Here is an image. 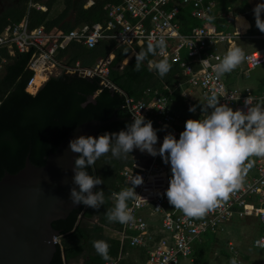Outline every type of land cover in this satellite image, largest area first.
Masks as SVG:
<instances>
[{
    "label": "built area",
    "instance_id": "2783aa9c",
    "mask_svg": "<svg viewBox=\"0 0 264 264\" xmlns=\"http://www.w3.org/2000/svg\"><path fill=\"white\" fill-rule=\"evenodd\" d=\"M105 1H108L109 7L106 22L95 23L92 27L81 25L69 32L60 28L47 30L44 26L32 28L28 11L19 22L10 23L0 34V70L16 53L32 52L27 68L33 71V75L26 88L31 94H36L51 77L62 73L87 78L98 77L103 86L116 89L108 78L114 59L112 54L99 59L93 66H83L79 60L63 64L62 61L66 58L58 59L61 50L73 40L83 42L89 48H94L101 39L106 38H113L120 45L133 46L147 42L148 36L164 35L167 47L162 54L158 52L156 58L162 59L167 56L170 63L178 64L188 76L191 88L199 89L204 98L213 90L223 89L227 96L221 97L220 103H228L234 110L245 111L247 107L244 100L247 97L253 102L264 99V90L261 95H256L250 87L230 88L222 77L217 78L212 71L219 58L230 48L220 50L219 46L224 44H234L245 51L246 60L243 64L247 73L260 66L264 68V33L259 31L255 35L239 28L219 29L213 22L215 0H121L120 3ZM95 2L96 0H88V5ZM187 6L190 7L191 17L202 23L184 32L179 15ZM32 7L47 10L45 5L36 4L31 0L29 9ZM221 16L226 25L232 24L235 20L229 10L224 11ZM248 38L259 39L261 45L246 50L238 44L240 40ZM196 63L200 66L199 69H195ZM38 76H44L40 84L37 83ZM151 93L152 96H149ZM173 93L174 90H171V94H166L148 89L146 97L136 99L126 95L125 98L124 106L131 120L133 115L141 112L146 120L153 119L154 128L168 126L157 132L159 145L169 132L175 133L178 139L185 127L180 115L172 108ZM182 94L185 97L189 96L186 90ZM230 96L233 100L228 99ZM151 157L148 165L143 166L142 163L135 162L123 171L128 182L134 177L142 176L143 183L135 186L137 197L129 201L133 220L123 224V228L118 231L121 241L128 240L133 248L145 250L147 255L145 264H180L183 258L193 256L195 245L202 241L204 235L224 231L226 225L235 218L258 219L261 233L254 239L253 244L264 253V157L250 158L251 168L256 171V176H245L240 189L230 194L227 201H222L217 208L200 219L188 218L169 204L165 192L171 177L170 165L165 164L159 155ZM144 158H147L146 154ZM247 163L248 161L245 162ZM146 209L161 217V229L167 235L158 237V234L150 230L149 221L144 213ZM54 242L57 245L61 244V237L55 236ZM228 246L237 264H249L232 242L228 243ZM107 264H125L122 247L118 256L111 258ZM260 264H264V257Z\"/></svg>",
    "mask_w": 264,
    "mask_h": 264
},
{
    "label": "trees",
    "instance_id": "16d2710c",
    "mask_svg": "<svg viewBox=\"0 0 264 264\" xmlns=\"http://www.w3.org/2000/svg\"><path fill=\"white\" fill-rule=\"evenodd\" d=\"M30 1L0 0V6H7L6 11L0 15V34L10 23L19 22L28 11L31 27L44 26L47 30L58 27L69 32L81 25L92 27L95 23L108 20L109 7L105 0H96L92 5H88V0H32L36 4L46 5L47 11L36 7L29 9ZM71 14H74V18L67 20ZM182 18L185 26L189 21L192 27L202 23L192 19L188 9ZM182 30L189 31L186 27ZM255 31L254 26L253 32ZM146 43L120 45L113 38H106L101 39L94 48H89L83 42L73 40L61 50L58 59L65 57L63 64L80 60L83 66H93L99 59L115 54L108 78L116 89L103 86L98 77L87 78L62 73L51 77L36 94H31L26 88L33 75V71L27 68L32 52L16 53L11 57L0 72V180L6 172L16 173L24 168L28 156L36 165H44L48 154L56 150L73 128L85 121L106 120L116 115L118 120L102 128L99 134L123 130L127 123L132 122L124 106L126 95L140 99L147 96L148 89L166 94H171V90H174V108L181 113L182 122L193 118L183 99H180L181 89H175L178 83L188 87V76L178 64L170 63L169 73L161 78L155 71L148 70L147 61L140 71H135V55L124 63L132 52H139ZM149 59L160 60L156 55L149 56ZM199 68L196 64L195 69ZM149 119L153 121L152 118ZM135 153L134 149L125 159L112 157L108 153L96 161L93 166L95 174L102 176L104 180V184L97 187L104 190L106 203L98 210L81 205L67 219L53 222V226L61 231V244L57 245L51 264H65V260L73 262L85 256H89L87 264H105L93 248L92 242L95 240H105L109 244L111 258L118 256L121 247L124 251L121 240L108 234L110 228L120 230L123 224L109 222L106 212L114 206L113 193L127 186L121 172L135 163ZM95 216H98V222L92 221ZM143 253L145 254V250ZM195 261L196 264H204L199 257Z\"/></svg>",
    "mask_w": 264,
    "mask_h": 264
},
{
    "label": "clouds",
    "instance_id": "9594fccd",
    "mask_svg": "<svg viewBox=\"0 0 264 264\" xmlns=\"http://www.w3.org/2000/svg\"><path fill=\"white\" fill-rule=\"evenodd\" d=\"M253 14L256 28L264 33V0L255 5ZM235 19L239 29L251 26L239 15ZM146 39V46L135 53L134 70L140 71L147 61L148 70L163 78L171 69L168 57L153 61L149 56L163 53L167 47L166 38L160 35ZM245 60L246 53L241 47H230L212 71L220 78L233 72ZM225 96L227 93L223 89L211 91L203 101L200 100V117L188 119L178 139L175 133H167L159 146L157 132L168 126L154 128L153 121L146 120L141 112L133 115L132 122L119 132H105L98 137L80 135L72 139L69 150L79 154L74 159L72 183L75 186L69 191L73 205L93 210L104 206L105 192L97 187L104 184V180L95 174L93 166L108 153L125 159L137 149L153 157L159 155L170 165L171 177L165 192L169 204L188 218H204L241 188L247 170L252 167L250 158L264 157V99L253 102L247 97L245 111L234 110L228 103L221 104L220 98ZM228 99L233 100L231 96ZM196 110V105L188 109L191 113ZM129 183L130 187L113 194L114 206L106 212L109 222L127 224L133 220L129 201L136 199L135 186L143 183V177H134ZM92 245L107 264L111 259L109 244L105 240H95ZM229 264H237L236 258L230 259Z\"/></svg>",
    "mask_w": 264,
    "mask_h": 264
},
{
    "label": "water",
    "instance_id": "95a60500",
    "mask_svg": "<svg viewBox=\"0 0 264 264\" xmlns=\"http://www.w3.org/2000/svg\"><path fill=\"white\" fill-rule=\"evenodd\" d=\"M6 9L1 4L0 15ZM117 120L115 115L106 120L85 121L48 154L44 165H36L28 156L24 168L5 173L0 180V264H51L58 249L54 237L61 234L53 222L67 219L81 207L69 199L70 188L75 186L74 159L79 155L69 150V142L80 135L97 137L102 128ZM136 152L139 159L141 152ZM151 160L147 155L141 163L146 166ZM81 262L85 264L84 260ZM65 264L71 262L65 260Z\"/></svg>",
    "mask_w": 264,
    "mask_h": 264
},
{
    "label": "crops",
    "instance_id": "0c3cea01",
    "mask_svg": "<svg viewBox=\"0 0 264 264\" xmlns=\"http://www.w3.org/2000/svg\"><path fill=\"white\" fill-rule=\"evenodd\" d=\"M228 1L229 0H215V8H214L212 14H213V22L217 25V27L219 29H223V30H227V29L228 30H232V29L235 30V29L238 28L236 26L237 25L236 19L234 20V22L232 24H229V25L224 24V18L221 15H222V13L224 11H228L229 10L230 12H232V14H233L234 17H236L237 15H239L240 17H243L244 20L247 21V23L249 25H251L247 29L241 27L240 28L241 30H243L245 32H249L250 34H255V35L258 34L259 33V29H257L256 26H255V18H254V14H253V8L255 7V5L257 3L260 2V0H238V2L240 1L242 3L247 2V5L245 6L244 10L239 9V7H234V9H232L231 8V5H230V3ZM183 9H184V11H183ZM183 9H182V12L179 15V21H180V24H181V28L183 29V27L184 28L186 27L187 29L191 30L192 29L191 21H189V23L187 24L189 26H187V25L185 26L182 23V20H183L182 16H183V14H185L187 12V9L190 10V7L187 6V7H184ZM47 10H48V8H47ZM47 10H43V11H47ZM240 10H241V12H239ZM72 18H74V14H71L67 18V20L72 19ZM192 19H196V18L192 17ZM217 20H219V22H217ZM254 26H255V29H256L255 32H253ZM55 28H58V27H55ZM238 44L241 45V46H243L246 50H252V49H254L256 47H259L261 45V41L259 39H251V38H248V39H242V40H240L238 42ZM233 46H234V44H232V45L224 44V45H220L219 46V49L220 50H224V49H227L228 47H233ZM135 53H136L135 51L132 52L124 60V63H127L135 55ZM112 55H113V57H115V54L112 53ZM196 64H194V65L196 66ZM1 71L2 70H0V72ZM253 71H255V83L254 82H251L250 84H248L246 78H249L251 76V73ZM262 74H264V68L261 69V68H258V67L255 68L254 70H252L251 72L247 73L246 72V69L244 67V64L242 63L233 72H231L230 74H225L224 76H222V78L225 81V83L227 84V86L230 87V88H235V87H240V88L250 87L256 95H261V93H262V91L264 89L262 88V83H260L261 84L260 85L257 82H258V77H260ZM175 89L176 90L181 89V98L180 99H183L186 107L189 108L192 105H196L197 107L198 106H202L200 100L203 101L204 97L202 96V94H201V92H200L199 89H197V88H195V89L191 88V86H190L189 83H188V87H184V84L178 83V84H176V88ZM184 90H186V91L189 92V96L188 97H185L182 94ZM175 102L176 101H174L172 103V108L174 110H175V108H174ZM188 113H190L193 116V118H199L200 115L202 114L201 113V108H199V110H196L195 113H191V112H188ZM177 114L180 115L181 113L177 112ZM180 117L182 119V116L181 115H180ZM136 150L137 149H135V152H136ZM137 151H139V150H137ZM145 154L146 155H149L147 152L141 153L140 158L138 159L137 156H136L137 155V152H136L135 153V157H136V161L135 162L141 163V160H144V159L146 160V158H144V155ZM125 168L121 172V174H122L123 177H125L123 175V171L125 170ZM252 175H255L256 176V171L254 169L250 168V169L247 170L245 176L246 177H249V176H252ZM126 185L127 186L126 187H122V189H125V188H128V187L131 186L130 183L127 180H126ZM119 191H121V190H117L114 193H118ZM112 198H113V195H112ZM114 203H115V201H114V198H113V204ZM144 213H145V216L147 217V220L149 221L150 230L151 231H153L156 235L157 234L158 235H161V236L167 235L161 229V225H160L161 217L158 214L154 213L150 209H146ZM93 218L97 219V222H98V219H99L98 216H95ZM245 219L248 222V224H250V226H253L255 228V233H256L257 232L258 225H260L258 219L256 217H247ZM238 220H241V219L240 218H235V219L231 220L226 225V229L224 231L217 232V233H214V234L231 233V237L232 238H234L233 236L238 237L239 238L238 243L235 241V239H230L228 241V243L232 242L236 246V248L239 250V253L243 257V259L246 262H248L249 264H260L262 258L264 257V254H263V252L260 251V249L254 247V244H253L252 247L250 246V244H249L250 240L247 239V237L245 236V233L242 232V230L240 232L239 231H236L237 228L239 227L237 225V221ZM118 231L119 230H115V229L110 228L108 230V234L111 237L118 238V239L121 240V238H120L121 236H120V233ZM260 233H261V225L259 227L258 233L256 235H252V237L255 236V238H256L257 236L260 235ZM121 242H122V246L124 248L123 254H124V263L125 264H145L147 255H146V253L145 254L143 253V250L142 249L135 248V247L133 248L132 246H130L128 240L127 241H124V242L121 241ZM200 242L203 244L205 242V239L202 237V241H200ZM197 245H199V244L197 243L195 245L194 252L196 253V256H194L193 258H191V261L192 262H195V259L198 258L197 257ZM184 259L186 260L187 258H183L182 260H184ZM82 260H84L85 261V264H87V262L89 261V256H85L83 258H80L79 260L73 261V262H71V264H82V262H81Z\"/></svg>",
    "mask_w": 264,
    "mask_h": 264
},
{
    "label": "rangeland",
    "instance_id": "374dc122",
    "mask_svg": "<svg viewBox=\"0 0 264 264\" xmlns=\"http://www.w3.org/2000/svg\"><path fill=\"white\" fill-rule=\"evenodd\" d=\"M228 2L230 3L232 9H234V7H239V9L244 10L245 6L247 5V2L242 3L240 1L238 2V0H229ZM241 10L239 12H241ZM258 68L263 69V67L261 66ZM246 80L248 84H250L251 82L255 83V71H253L251 73V76L249 78H246ZM257 83H262V88L264 89V74L258 77ZM201 107L202 106H198L197 110H199V108ZM237 225L239 227L236 231L240 232L242 230V232L245 233L247 239L250 240L249 244L252 247L255 238V236L252 237V235H256L258 233L260 225H258L256 233L255 228L253 226H250L246 219L238 220ZM233 237L234 238L231 237V233H208L204 235L203 238L205 239V242L203 244L201 242H198L199 245H197V257L201 258L202 263L204 264H229L230 259H232V255L229 251L228 241L230 239H235V241L238 243L239 240L238 237ZM194 254L190 258L182 260L180 264H195L196 261H191V258L194 257Z\"/></svg>",
    "mask_w": 264,
    "mask_h": 264
},
{
    "label": "bare ground",
    "instance_id": "6f19581e",
    "mask_svg": "<svg viewBox=\"0 0 264 264\" xmlns=\"http://www.w3.org/2000/svg\"><path fill=\"white\" fill-rule=\"evenodd\" d=\"M44 79V76H38L37 77V83L40 84V82Z\"/></svg>",
    "mask_w": 264,
    "mask_h": 264
}]
</instances>
